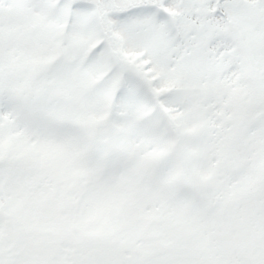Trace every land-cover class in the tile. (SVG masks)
Instances as JSON below:
<instances>
[{"label": "snow or ice", "instance_id": "snow-or-ice-1", "mask_svg": "<svg viewBox=\"0 0 264 264\" xmlns=\"http://www.w3.org/2000/svg\"><path fill=\"white\" fill-rule=\"evenodd\" d=\"M0 264H264V0H0Z\"/></svg>", "mask_w": 264, "mask_h": 264}]
</instances>
